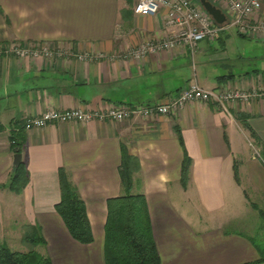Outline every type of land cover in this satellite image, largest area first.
<instances>
[{"label":"crops","instance_id":"1","mask_svg":"<svg viewBox=\"0 0 264 264\" xmlns=\"http://www.w3.org/2000/svg\"><path fill=\"white\" fill-rule=\"evenodd\" d=\"M211 1L227 10L222 0ZM261 1L257 18H264ZM135 3L0 0V44L64 49L54 58H0V241L29 251L24 235L37 227L45 242L35 250L53 264H106L108 201L128 193L121 178L126 150L140 163L130 193L146 196L159 264H264V241L258 239L264 223L252 204H259L254 193L264 202V39L231 27L201 41L194 54L180 45L126 57L127 49L177 30L166 9L143 15L135 13ZM193 79L206 89L258 95L227 109L191 101L149 119L55 121L24 129L25 121L48 110L166 104ZM11 133L25 135L28 181L20 191L11 187ZM247 133L257 152L246 157ZM186 156L189 176L183 181ZM63 176L86 203L93 242L74 239L56 210Z\"/></svg>","mask_w":264,"mask_h":264},{"label":"built area","instance_id":"2","mask_svg":"<svg viewBox=\"0 0 264 264\" xmlns=\"http://www.w3.org/2000/svg\"><path fill=\"white\" fill-rule=\"evenodd\" d=\"M226 4L227 20L218 24L205 10L199 0H136L134 11L143 15H156L162 8L167 10L168 23L177 30L162 41H147L138 47L127 49L125 56L140 58L161 50H171L177 46H188L194 54L203 40H213L219 33L231 27L252 39H264V18L257 14L262 8L261 0H222ZM64 52L60 45L57 48L48 46L41 49L16 43H1L0 58L7 53L18 56L41 55L54 58L56 54ZM84 58L83 55L79 57ZM264 95V91L262 93ZM258 93L226 89H206L196 79L191 80L187 86L172 97L166 104H135L108 103L95 109L83 108L54 109L34 116L24 123V129L30 131L34 128L45 127L55 121L76 123L91 120H124L135 117L149 119L169 114L191 101H214L220 107L227 109L228 104L237 99L248 100Z\"/></svg>","mask_w":264,"mask_h":264},{"label":"trees","instance_id":"3","mask_svg":"<svg viewBox=\"0 0 264 264\" xmlns=\"http://www.w3.org/2000/svg\"><path fill=\"white\" fill-rule=\"evenodd\" d=\"M252 132V135L257 137L256 133ZM23 136L25 137L24 133H11L15 152H21ZM262 157L264 159V150L262 151ZM189 167L190 158L186 156L182 167L183 181L188 179ZM139 169L138 159L124 150L121 178L128 193L111 198L108 201L106 264L160 263V255L152 232L146 196L142 192L130 193L133 186V175ZM235 173L239 181L240 176L237 166L235 167ZM27 181L25 163L22 161L18 166H15L11 187L16 191H20ZM252 204L259 210L264 223V207L256 203ZM56 210L62 216L74 239L82 243L93 242L94 235L86 203L81 198L77 188L66 176L62 178L61 200L56 204ZM24 242L30 246L29 251L12 250L7 244L0 241V264H53L49 257L35 250L38 244L45 242L37 227L28 229L24 235ZM257 244L260 248L262 247L259 241H257Z\"/></svg>","mask_w":264,"mask_h":264},{"label":"water","instance_id":"4","mask_svg":"<svg viewBox=\"0 0 264 264\" xmlns=\"http://www.w3.org/2000/svg\"><path fill=\"white\" fill-rule=\"evenodd\" d=\"M205 10L214 18L218 24H223L227 20L225 12L211 0H199ZM22 162V153L16 152L14 164L18 166Z\"/></svg>","mask_w":264,"mask_h":264},{"label":"rangeland","instance_id":"5","mask_svg":"<svg viewBox=\"0 0 264 264\" xmlns=\"http://www.w3.org/2000/svg\"><path fill=\"white\" fill-rule=\"evenodd\" d=\"M243 135H244L243 141H244V146L246 147V157H247L248 156V152H250V151H252L253 153H256L257 152V150H256L257 147H256V144L254 142L255 140L253 138H251V136H249L248 133L247 134H243ZM245 158H244V160H245ZM252 196L255 199L258 200V202H259L258 205L259 206L264 207V202H263V199H262V197L260 195L254 193V194H252ZM261 233L262 234H260V236L258 238L260 242L264 241V231L261 232Z\"/></svg>","mask_w":264,"mask_h":264}]
</instances>
